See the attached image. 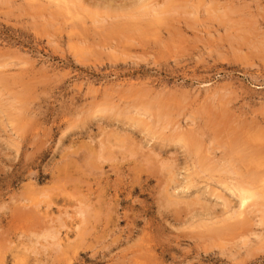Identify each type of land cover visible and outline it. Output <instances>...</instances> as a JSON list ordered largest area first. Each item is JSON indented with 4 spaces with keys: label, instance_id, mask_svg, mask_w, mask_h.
I'll list each match as a JSON object with an SVG mask.
<instances>
[{
    "label": "rangeland",
    "instance_id": "rangeland-1",
    "mask_svg": "<svg viewBox=\"0 0 264 264\" xmlns=\"http://www.w3.org/2000/svg\"><path fill=\"white\" fill-rule=\"evenodd\" d=\"M0 250L264 264V0H0Z\"/></svg>",
    "mask_w": 264,
    "mask_h": 264
},
{
    "label": "bare ground",
    "instance_id": "bare-ground-1",
    "mask_svg": "<svg viewBox=\"0 0 264 264\" xmlns=\"http://www.w3.org/2000/svg\"><path fill=\"white\" fill-rule=\"evenodd\" d=\"M52 1H54V0H52ZM123 1H124V0H123ZM60 2H61V1H60ZM64 2H65V1H64ZM70 3H71V2H69L68 4H70ZM61 5H62V4H61ZM66 5H67V4H66ZM68 7H69V6H68ZM73 7H74V6H73ZM66 8H67V7H66ZM53 15H54V14H53ZM55 16H56V15H55ZM55 16H54V18H55ZM60 16H61V15H60ZM56 18H57V17H56ZM153 19H156V18H153ZM157 19H158V18H157ZM153 21H154V20H153ZM153 21H151V22L149 21L150 25H153V24H152ZM155 24H156V23H155ZM159 25H160V24H159ZM153 26H154V25H153ZM155 26H156V25H155ZM157 26H158V25H157ZM110 31H111V30H110ZM116 33H117V32H116ZM242 33H243V32H242ZM29 90H30V89H29ZM29 90H28V91H29ZM171 108H172V107H171ZM26 114H27V113H26ZM26 116H27V115H26ZM26 116H25V117H26ZM28 118H29V117H28ZM30 120H31V119H30ZM115 134H116V133H115ZM196 136L198 137V135H196ZM188 139H189V138H188ZM190 139H191V140H190ZM190 139H189L190 141H189V140H188V141H189L190 143H191V141L194 143L193 139H192V138H190ZM198 139H199V138H197V140H198ZM126 141H127V140H126ZM188 141H187V142H188ZM200 141H201V137H200ZM197 142H198V141H197ZM202 142H203V141H202ZM202 142H201V143H202ZM227 142H228V141H227ZM190 143H189V144H190ZM198 143H199V142H198ZM201 143H200V144H201ZM187 145H188V144H187ZM114 146H115V145H114ZM189 146H191V145H189ZM189 146H188V148L193 147V145H192L191 147H189ZM102 147H103V146H102ZM118 148H119V146H118ZM137 148H138V147H137ZM99 149H100V148H98V150H99ZM114 149H115V148H114ZM242 149H243V148H242ZM96 151H97V150H96ZM234 151H235V150H234ZM101 152H102V151H101ZM231 153H233V152H231ZM235 154H236V152H235ZM246 154H248V153H246ZM240 155H241V154H240ZM240 155H239V156H240ZM242 155H244V154H242ZM211 156H212V155H211ZM234 156H236V155H234ZM234 156H231V157H234ZM239 156H238V158H239ZM209 157H210V156H209ZM238 158H237V159H238ZM250 158H251V157H249L248 160H250ZM245 159H246V158H245ZM248 160L246 159V163H247ZM86 161H87V160H86ZM206 161H207V160H206ZM211 161H212V160H211ZM231 161H232V160H231ZM250 161H252V158H251ZM254 161H255V160H254ZM98 162H99V161H98ZM201 162H202V161H201ZM229 162H230V161H229ZM206 163H207V162H206ZM236 163H238V162L236 161ZM246 163H245V164H246ZM252 163H254V162L252 161ZM228 164L230 165V163H228ZM228 164H227V165L225 164V165L228 166ZM234 164H235V163H234ZM77 165H78V164H77ZM91 165H92V164H91ZM236 165H237V164H236ZM247 165H248V164H247ZM250 165L252 166V164H250ZM234 166H235V165H234ZM234 166H233V168H234ZM223 167H225V166H223ZM225 170H226V169H225ZM229 170H230V169H229ZM232 170H233V169H232ZM234 171H235V169H234ZM239 172H240V171H239ZM255 172H256V171H255ZM229 173H230V171H229ZM232 173H234V172H232ZM237 173H238V172H237ZM251 173H252V172H251ZM251 173H250V174H251ZM176 174H177V173H176ZM230 174H231V173H230ZM235 175H236V173H235ZM237 175H240V174H237ZM254 175H255V174H254ZM173 176H175V174H174ZM177 176H178V175H177ZM249 176H250V175H249ZM249 176H248V177H249ZM165 177H166V176H165ZM248 177H247V178H248ZM252 177H253V176H252ZM252 177H251V178H252ZM171 178H172V176H171ZM171 178H170V179H171ZM255 178H256V177H255ZM239 179H240V178H239ZM256 179H257V178H256ZM161 180H162V179H161ZM173 180H174V179H173ZM175 180H176V179H175ZM175 180H174V181H175ZM245 180H246V179H245ZM254 180H255V179H254ZM169 181H170V180H169ZM243 181H244V180H243ZM176 182H177V181H176ZM180 182H181V181H180ZM173 183H174V182H173ZM162 184H163V183H162ZM168 186H169V185H168ZM188 186H189V185H188ZM176 188H178V187H176ZM241 188H242V187H241ZM242 189H244V188H242ZM164 190H165V189H164ZM169 190H170V189H169ZM166 191H167V190H166ZM166 191H165V192H166ZM47 192H48V191H47ZM167 192H168V191H167ZM160 194H161V193H160ZM161 195H162V194H161ZM171 197H172V196H171ZM240 197H241V196H240ZM252 197H253V196H252ZM28 200H29V199H28ZM38 201H39V200H38ZM38 201H37V202H38ZM240 201H242V199H240ZM245 201H246V200H245ZM30 202H31V201H30ZM242 202H243V201H242ZM40 203L42 204V202H40ZM246 203H247V202H246ZM172 204H173V203H172ZM242 204H243V203H242ZM45 205H46V204H45ZM174 205H176V203H175ZM189 206H190V205H189ZM241 206H242V205H241ZM244 206H245V205H244ZM32 207H33V206H32ZM36 207H37V206H36ZM169 208H170V207H169ZM179 208H180V206H179ZM190 208H191V207H190ZM204 208H205V207H204ZM19 209H20V208H19ZM24 209H25V208H24ZM98 209H99V207H97V210H98ZM185 209H186V208H185ZM27 210H28V208H27ZM46 210H48V209H46ZM100 210H101V209H100ZM186 210H187V209H186ZM202 210H203V209H202ZM205 210H206V209H205ZM31 211H32V210H31ZM42 211H43V210H42ZM42 211H41V212H42ZM179 211H180V210H179ZM32 212H33V211H32ZM97 212H98V211H97ZM168 212H169V211H168ZM35 213H36V210H35ZM184 213H185V212H184ZM190 213H191V212H190ZM23 214H24V213H23ZM39 214H40V212H39ZM42 214H43V213H42ZM34 215H35V214H34ZM27 216H28V215H27ZM36 216H37V215H36ZM36 216H35V217H36ZM42 216H44V215H42ZM47 216H48V215H47ZM211 216H212V215H211ZM32 217H33V216H32ZM32 217H31V218H32ZM44 217H45V216H44ZM41 218H42V217H41ZM51 218H52V217H51ZM198 218H199V217H198ZM208 218H209V217H208ZM29 219H30V218H29ZM245 219H246V218H245ZM32 220H33V219H32ZM35 220H36V219H35ZM48 220H49V219H48ZM50 220H51V219H50ZM51 230H52V232H54L55 229L51 228ZM230 230H231V227H230ZM56 231H57V230H56ZM58 231H59V230H58ZM47 232L49 233V230H47ZM52 232H51V233H52ZM54 233H55V232H54ZM6 234H7V233H6ZM42 234H43V233H42ZM44 234H45V233H44ZM49 234H50V233H49ZM57 234H58V233H57ZM59 234H60V233H59ZM59 234H58V235H59ZM60 235H61V234H60ZM38 236H39V235H38ZM40 236H41V234H40ZM53 236H54V235H53ZM58 237H60V236H58ZM33 238H34V237H33ZM49 238H51V237H49ZM55 238H56V237H55ZM51 239H53V238H51ZM61 239H62V238H61ZM61 239H60V240H61ZM36 240H37V239H36ZM45 240H46V239H45ZM45 240H44V241H45ZM48 242H49V241H48ZM53 242H54V241H53ZM58 242H59V240H58ZM60 242H61V241H60ZM149 242H150V241H149ZM30 243H31V242H30ZM30 243H29V244H30ZM33 243H34V242H33ZM43 243H44V242H43ZM54 243H55V242H54ZM153 243H154V242H153ZM35 244H36V243H35ZM35 244H34V245H35ZM48 244H49V243H48ZM151 244H152V243H151ZM30 245H31V244H30ZM34 245H33V246H34ZM39 245H40V242H39ZM41 245L43 246V244H41ZM152 245H153V244H152ZM36 246H37V245H36ZM60 246H61V244H60ZM68 246H69V245H68ZM155 246H156V245H155ZM22 247H23V246H22ZM26 247H27V246H26ZM37 247L39 248V246H37ZM151 247H152V246H151ZM4 248H5V247H4ZM19 248H20V247H19ZM19 248H18V249H19ZM45 248H46V247H45ZM33 249H34V248H33ZM52 249H54V248H52ZM153 249H154V248H153ZM155 249H156V248H155ZM26 250H27V249H26ZM36 250H37V249H36ZM44 250H45V249H44ZM60 250H61V248H60ZM0 251H1V250H0ZM24 251H25V250H24ZM31 251H32V250H31ZM41 251H42V250H41ZM3 252L5 253V251H3ZM20 252H21V251H20ZM37 252H38V251H37ZM43 252H44V251H43ZM143 252H144V251H143ZM152 252H153V251H152ZM23 253H24V252H23ZM33 253H34V252H33ZM35 253H36V252H35ZM41 253H42V252H41ZM153 253H155V254L157 255V252H153ZM18 254H19V253H18ZM20 254H21V253H20ZM24 254H25V253H24ZM38 254H39V253H38ZM43 254H44V253H43ZM43 254H42V255H43ZM143 254H144V253H143ZM151 254H152V253H151ZM155 254H154V255H155ZM2 255H5V254H2ZM22 255H23V254H22ZM28 255H29V254H28ZM0 256H1V255H0ZM39 256H40V255H39ZM23 257H25V256L23 255ZM27 258H28V257H27ZM150 259H151V258H150ZM0 260H1V259H0ZM36 260H37V259H36ZM20 261H22V260H20ZM9 262H10V261H9ZM27 263H28V262H27ZM19 264H20V263H19Z\"/></svg>",
    "mask_w": 264,
    "mask_h": 264
}]
</instances>
